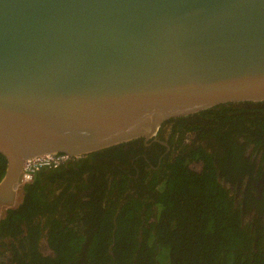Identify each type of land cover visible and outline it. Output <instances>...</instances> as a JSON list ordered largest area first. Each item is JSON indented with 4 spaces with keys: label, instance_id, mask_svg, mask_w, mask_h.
<instances>
[{
    "label": "water",
    "instance_id": "95a60500",
    "mask_svg": "<svg viewBox=\"0 0 264 264\" xmlns=\"http://www.w3.org/2000/svg\"><path fill=\"white\" fill-rule=\"evenodd\" d=\"M264 101V0H0V203L23 163Z\"/></svg>",
    "mask_w": 264,
    "mask_h": 264
},
{
    "label": "trees",
    "instance_id": "16d2710c",
    "mask_svg": "<svg viewBox=\"0 0 264 264\" xmlns=\"http://www.w3.org/2000/svg\"><path fill=\"white\" fill-rule=\"evenodd\" d=\"M186 118L176 124L197 141L174 148L161 172H153L146 188L152 202L141 192L126 193L133 181L115 170L110 182L105 173L89 180L94 204H81L80 212L74 198L85 185L60 189L84 169L40 171L19 190L20 203L0 217V257L10 254V264H264V225L261 219L243 224L252 199L240 192L243 177H251L259 160L264 165V101L221 104L189 116L190 124ZM120 147L125 144L87 156ZM246 149L252 152L242 158ZM6 167L0 154V182ZM223 181H231L240 201ZM255 196L264 211V188ZM42 239L51 254L41 252Z\"/></svg>",
    "mask_w": 264,
    "mask_h": 264
},
{
    "label": "flooded vegetation",
    "instance_id": "af4514ba",
    "mask_svg": "<svg viewBox=\"0 0 264 264\" xmlns=\"http://www.w3.org/2000/svg\"><path fill=\"white\" fill-rule=\"evenodd\" d=\"M195 115V114H192ZM179 117V118H186L185 120L187 123H191L189 116ZM179 118H173L170 119L162 124V126L159 128V130L156 132V134L151 137L150 139L145 138H139L125 144V147H120L117 149V151H109L108 153H102L98 155V157H90V156H83L79 159H75L76 162L73 161L63 165L64 167L70 166L73 167L72 170H80L84 169V171L81 173V176H73L71 178V182H65L63 184V188L60 189V191L64 190V188L70 183L71 188L78 186L85 185V189L82 191H79V198H74V204L79 207L80 212L84 211V208L81 207V204L86 203L87 207L89 208V204L93 205L94 199L92 197V193L89 190H86L87 185L89 184V180L92 177L99 176V173H105L106 178H109V182L113 180V178L108 174V172H111L115 176V170L122 171L125 177L128 179H131L133 183L126 182L127 185L124 187L125 192L128 193L131 191V193H142V198H145L148 200V202H152L153 199H151V192L146 191L147 188V181L148 179L151 180L153 178V172L159 171L161 172V164L164 160H171L174 157V148L181 147L184 144V141L188 143L189 145H192V143L197 141V138L193 132H187L184 134L185 131H182L180 128L181 126H178L176 122L179 120ZM184 135V136H183ZM185 137V138H184ZM111 148V147H110ZM109 149V148H107ZM178 149V148H177ZM234 149L236 147L234 146ZM106 150V149H104ZM103 151V150H102ZM237 151V149L235 150ZM252 150L246 149L244 156L242 158H248ZM89 155V154H88ZM79 160V161H78ZM155 163V167L153 164ZM121 164V166H120ZM84 165V167L82 166ZM108 166V170H102L101 172H98L97 168ZM262 165L257 162L254 166L253 172H252V179L249 175H245V179L243 177L241 183H243V188L240 189V192L243 193V196L246 194L251 195L252 199V205L249 208L247 212H245V217H242L243 224L250 225L251 221H256L261 219L262 224L264 225V211L260 209V207L257 205L259 199L255 196L260 194L261 189L264 188V169L262 168ZM44 171H52V170H44ZM69 171V169H68ZM6 172V171H5ZM257 175H259V179L257 178ZM105 178V179H106ZM119 180V178H118ZM259 180V181H258ZM231 182V181H230ZM230 182L223 181V186L225 189H229L230 192L235 193L236 200L235 202H238L241 200L240 193L235 190L233 185L230 184ZM118 183V182H117ZM233 183V182H232ZM240 183V184H241ZM48 186H51L50 183H47ZM119 184V183H118ZM236 183V185H240ZM137 185V186H136ZM58 186L55 185V188ZM258 187V188H257ZM73 190V189H70ZM255 190H258L256 192ZM253 191H255L253 193ZM74 192V190H73ZM229 192V193H230ZM230 193V195H232ZM257 193V194H256ZM54 196H58L57 193L54 194ZM16 198V194H15ZM15 201V200H14ZM3 203H0V211L1 215L0 217H3L4 212L7 208ZM2 207L4 208L2 210ZM81 207V208H80ZM91 208V207H90ZM91 210H89L90 212ZM3 213V214H2ZM67 214V213H66ZM80 218L82 217L79 214ZM93 232V230H91Z\"/></svg>",
    "mask_w": 264,
    "mask_h": 264
},
{
    "label": "built area",
    "instance_id": "2783aa9c",
    "mask_svg": "<svg viewBox=\"0 0 264 264\" xmlns=\"http://www.w3.org/2000/svg\"><path fill=\"white\" fill-rule=\"evenodd\" d=\"M75 159L77 158H70L64 154H46L30 158L23 163L15 189L19 191L24 186L30 184L38 172L43 170H57Z\"/></svg>",
    "mask_w": 264,
    "mask_h": 264
},
{
    "label": "rangeland",
    "instance_id": "374dc122",
    "mask_svg": "<svg viewBox=\"0 0 264 264\" xmlns=\"http://www.w3.org/2000/svg\"><path fill=\"white\" fill-rule=\"evenodd\" d=\"M16 190V189H15ZM16 198L15 201L12 203V205L10 207L8 206H4L5 208H14L16 207L20 201H21V195L19 193V191L16 190ZM4 208L2 207V210ZM40 248H41V252L44 253L45 255L47 254H51V251L48 249L46 242L44 239H42L41 243H40ZM11 263V255L8 253H5L3 256L0 257V264H10Z\"/></svg>",
    "mask_w": 264,
    "mask_h": 264
},
{
    "label": "clouds",
    "instance_id": "9594fccd",
    "mask_svg": "<svg viewBox=\"0 0 264 264\" xmlns=\"http://www.w3.org/2000/svg\"><path fill=\"white\" fill-rule=\"evenodd\" d=\"M7 209H8V207H7ZM3 214V213H2ZM11 261H12V257H11Z\"/></svg>",
    "mask_w": 264,
    "mask_h": 264
}]
</instances>
